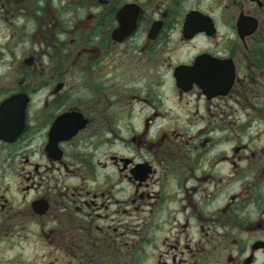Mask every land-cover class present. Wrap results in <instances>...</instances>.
I'll return each instance as SVG.
<instances>
[{
  "label": "flooded vegetation",
  "instance_id": "1",
  "mask_svg": "<svg viewBox=\"0 0 264 264\" xmlns=\"http://www.w3.org/2000/svg\"><path fill=\"white\" fill-rule=\"evenodd\" d=\"M117 257L264 264V0H0V264Z\"/></svg>",
  "mask_w": 264,
  "mask_h": 264
},
{
  "label": "rangeland",
  "instance_id": "2",
  "mask_svg": "<svg viewBox=\"0 0 264 264\" xmlns=\"http://www.w3.org/2000/svg\"><path fill=\"white\" fill-rule=\"evenodd\" d=\"M21 46V48H19V50H24L25 52H27L28 50H27V46H26V44H22V45H20ZM122 261L121 260H119V258L117 257V258H115L114 260H113V264H122L121 263Z\"/></svg>",
  "mask_w": 264,
  "mask_h": 264
}]
</instances>
